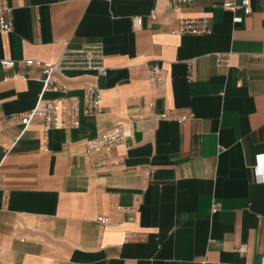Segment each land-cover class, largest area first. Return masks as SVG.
<instances>
[{"label":"crops","instance_id":"crops-1","mask_svg":"<svg viewBox=\"0 0 264 264\" xmlns=\"http://www.w3.org/2000/svg\"><path fill=\"white\" fill-rule=\"evenodd\" d=\"M223 1L5 0L0 60L52 64L99 42L107 73L57 72L43 92L39 70L3 82L0 67V264H264V0L237 24ZM184 18H206L211 34L173 33ZM91 84L102 113L50 130L45 149L41 120L19 123L40 97L82 108ZM116 124L122 144L84 153Z\"/></svg>","mask_w":264,"mask_h":264},{"label":"built area","instance_id":"built-area-1","mask_svg":"<svg viewBox=\"0 0 264 264\" xmlns=\"http://www.w3.org/2000/svg\"><path fill=\"white\" fill-rule=\"evenodd\" d=\"M110 1V0H105ZM251 0H224L222 8L230 12L233 24L240 23L242 17L250 14ZM194 0H172L173 5H192ZM154 18V14L151 13ZM133 27L138 28L141 24L139 17L132 18ZM13 29L12 7L8 6L5 0H0V32L10 33ZM177 35L202 36L210 35L211 28L206 18H184L180 21L179 27L173 31ZM217 63L226 65L228 58L226 55L217 54ZM104 48L101 43H89L76 49H65L59 58L52 64L44 63L37 59H2L0 67L5 70H12L11 76H5L3 82L19 77V72L15 69L35 68L43 74L41 81L43 84L42 91H57V87L53 84L52 76L62 71H83L97 76H105L107 68L104 66ZM190 79V78H189ZM164 80V73L158 64L150 66L148 81L155 86H160ZM84 105L79 107L78 100L75 97L61 98L51 101H43L41 97L36 102L34 108L27 114L19 118V123L27 126L32 120L39 118L42 127V148L47 147V133L52 129H73L79 125V115L95 116L102 113L101 96L98 87L95 84L88 85L84 88ZM193 117L191 112H187L178 117H170L169 114L160 115L162 119H172L181 124ZM14 118H11L12 120ZM127 138L123 124H116L112 127L101 131L96 137L88 140L84 146V153L91 154L93 152L105 151L111 152L118 145L122 144ZM258 161L264 159V156H257ZM264 181V180H262ZM219 204L213 203L211 213L218 211ZM98 222L104 224L105 218H98ZM240 253H245L246 247L238 248Z\"/></svg>","mask_w":264,"mask_h":264}]
</instances>
